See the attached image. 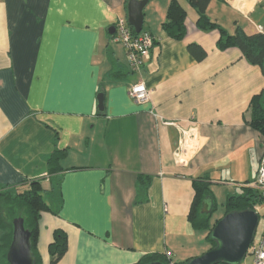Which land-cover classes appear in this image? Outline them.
<instances>
[{
  "label": "crops",
  "instance_id": "obj_1",
  "mask_svg": "<svg viewBox=\"0 0 264 264\" xmlns=\"http://www.w3.org/2000/svg\"><path fill=\"white\" fill-rule=\"evenodd\" d=\"M170 1L144 7L142 30L155 40L134 70L109 31L127 17L125 0H0V189L35 179L47 189L52 210L39 220L43 264H50L56 230L68 236L56 264H132L153 253L192 259L211 249L208 231L189 217L195 180L212 192L201 206L204 214L215 210L211 224L219 208L214 185L234 186L228 196L253 186L264 135L249 121L264 70L236 46L220 49V31L198 27L190 0H180L188 11L185 35L169 34L163 22ZM207 13L230 33L264 29V0H212ZM114 59L127 71L116 79ZM141 80L151 90L143 102L129 92ZM192 120L200 147L181 155V128ZM57 148L67 156L51 191L48 157ZM141 178L147 199L139 202Z\"/></svg>",
  "mask_w": 264,
  "mask_h": 264
},
{
  "label": "trees",
  "instance_id": "obj_2",
  "mask_svg": "<svg viewBox=\"0 0 264 264\" xmlns=\"http://www.w3.org/2000/svg\"><path fill=\"white\" fill-rule=\"evenodd\" d=\"M129 0H125L126 7ZM196 8L198 17L197 25L206 30L218 29L221 37L218 41L220 49L230 46H236L241 49L247 60L253 64L260 65L263 68L264 62V29L255 33H247L242 27L237 26L234 33H230L215 19H212L207 13V9L212 0H190ZM188 11L180 0H171L167 10V19L163 22V28L172 36L182 38L186 33L185 20ZM130 24V23H129ZM131 25V24H130ZM135 35L138 34L131 25ZM112 37L113 34H110ZM127 71L120 70L118 61L114 59L111 77L116 79ZM250 124L264 135V90L260 94H255L251 100V119ZM67 156V150L55 149L48 157L49 175L52 181L51 191L57 187L60 179L52 175H57L65 169L62 160ZM142 178L138 181L137 201L142 202L147 199V183L142 184ZM196 196L192 205L190 220L194 227L206 229L208 239L211 242V248L216 246V241L212 237V231L216 223L222 218L217 219L211 224L213 212L204 214L201 212L202 202L211 195L209 185L203 180H195ZM46 188L38 179L32 180L28 185L17 189H0V264H9L7 252L13 237V221L16 217H23L25 226L31 232V246L36 258L35 264H43L41 254L38 248L39 242V220L41 214L45 211H51V207L45 199ZM262 202L261 194L254 186H247L244 192L238 195H229L226 202V211L224 214L233 210L255 209L256 205ZM68 249V236L63 230H56L54 240L50 244L51 254L50 264H56L61 260ZM190 259L184 261H175L168 254L153 253L143 256L139 261L132 264H150L155 261L168 264L173 261L175 264H187ZM244 264V263H243Z\"/></svg>",
  "mask_w": 264,
  "mask_h": 264
},
{
  "label": "water",
  "instance_id": "obj_3",
  "mask_svg": "<svg viewBox=\"0 0 264 264\" xmlns=\"http://www.w3.org/2000/svg\"><path fill=\"white\" fill-rule=\"evenodd\" d=\"M149 0H129L127 19L136 32H141L144 24V7ZM115 32V26L109 29ZM264 70V62H263ZM98 108L105 110V95L100 92L97 96ZM204 202V207H207ZM203 208L205 211L208 208ZM259 213L254 209L235 210L223 216L212 231L216 246L200 256L192 258L187 264H242L248 249L255 238L259 224ZM13 237L10 243L7 260L9 264H35L36 258L31 246V232L25 226L23 217L13 221ZM150 264H164L155 261Z\"/></svg>",
  "mask_w": 264,
  "mask_h": 264
},
{
  "label": "built area",
  "instance_id": "obj_4",
  "mask_svg": "<svg viewBox=\"0 0 264 264\" xmlns=\"http://www.w3.org/2000/svg\"><path fill=\"white\" fill-rule=\"evenodd\" d=\"M260 29L262 30L263 27L260 26ZM112 39L114 42L121 43L125 47L131 67L137 70L142 66L144 61L150 57L155 37L150 31L144 30L135 35L127 17H119L115 23V32L113 33ZM129 92L130 95L139 102L146 101L151 96V90L146 86L143 80L134 83L130 87ZM178 127L182 126L178 124ZM197 129L198 124L193 120L189 128H181L182 136L179 146V153L181 155L188 154V152H195L200 147V140L196 133ZM253 186L260 192L262 204L264 205V153ZM261 205L258 204L255 207L258 213L261 210ZM246 256L249 257V261L244 264H264V230L250 245ZM168 264L175 263L169 261Z\"/></svg>",
  "mask_w": 264,
  "mask_h": 264
},
{
  "label": "rangeland",
  "instance_id": "obj_5",
  "mask_svg": "<svg viewBox=\"0 0 264 264\" xmlns=\"http://www.w3.org/2000/svg\"><path fill=\"white\" fill-rule=\"evenodd\" d=\"M112 45H114L113 42H112ZM213 191H214V194L216 196V201H217V205L219 208L216 211L217 214H215L214 218L212 219V224L217 219H219L221 217V215L223 214L224 207H225L224 203L227 200L228 192L234 193L235 187L232 185H227V182H226L225 184L214 185ZM261 204H262V202L259 203V205H261ZM260 207H261V210L259 211L260 219H259V224L257 227L256 234H255L256 238H258V236L260 235V233L264 227V214H263L264 205L262 204ZM233 211H235V210H233ZM201 233L204 234L203 231H201ZM248 261H249V257L246 256L244 263H247Z\"/></svg>",
  "mask_w": 264,
  "mask_h": 264
}]
</instances>
